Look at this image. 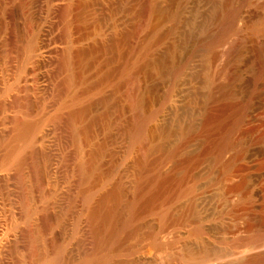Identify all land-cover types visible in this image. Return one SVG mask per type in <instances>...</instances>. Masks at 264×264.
Instances as JSON below:
<instances>
[{
    "label": "rangeland",
    "instance_id": "rangeland-1",
    "mask_svg": "<svg viewBox=\"0 0 264 264\" xmlns=\"http://www.w3.org/2000/svg\"><path fill=\"white\" fill-rule=\"evenodd\" d=\"M8 1L16 7L15 26L34 32L38 48L28 57L20 54L16 79L26 82L34 77L39 82L47 72L52 80L51 63L44 62L46 67L38 58L54 44V1ZM72 1L80 5L78 25L83 27V40L77 43L83 51L80 81L66 106L60 105L52 88L37 94L34 115L27 119L39 123L36 132L45 146L56 136L55 143L60 142L55 149L61 150L68 137L51 114L54 109L82 107V151L93 161L82 190L76 188L75 171L65 170L63 180L59 168L52 182L47 168L42 171L40 199L36 198V210L49 201H55L54 208L48 204L44 211L61 210L48 235L54 236L53 245L63 243L71 262L92 250L93 234L84 222L88 213L79 196L86 188L90 206L106 195L103 206L107 211L111 205L112 224H120L115 237L107 233L110 245L102 248L112 249L110 264H231L264 253V33L252 31L264 15V0ZM234 9L231 34L223 36L222 27ZM146 19L138 31L137 23ZM1 20L0 15V35ZM26 22L31 24L27 29ZM235 40L240 43L231 55ZM132 75L136 104L127 91ZM230 124L231 140L220 150L217 141ZM136 128L145 139L134 145ZM28 169L21 175L30 180L33 173ZM22 176L15 179L20 196L33 182V177L26 182ZM58 180L67 190L65 198L54 185ZM20 181L26 183L24 188ZM50 184L55 192L45 197ZM255 234L261 241L246 242ZM19 256L11 249L8 260L23 264Z\"/></svg>",
    "mask_w": 264,
    "mask_h": 264
},
{
    "label": "bare ground",
    "instance_id": "bare-ground-1",
    "mask_svg": "<svg viewBox=\"0 0 264 264\" xmlns=\"http://www.w3.org/2000/svg\"><path fill=\"white\" fill-rule=\"evenodd\" d=\"M0 1H1L0 15L3 20V24L1 23L2 27H1V35H0L1 38L0 39L1 40L0 43V49H1L0 51V114H1L0 116V146H1L0 147V264H14L12 260H8L11 249L16 251V253H18V256L20 255L22 257L21 261L23 262V264H110L109 262L113 257L112 249L110 247H106L105 250H102V248L110 245V238H109L110 236L107 233L111 232L113 237H115V235L118 232V227H120V224H118V227L113 226L112 220L115 212L113 211V209H108L110 208L109 206H111L110 204L107 208V211L105 210V208L107 207V205L106 207L103 206L105 202L104 199L106 197L105 194H104L105 197L102 194L101 197L94 200L95 201L94 204L90 206L89 203L90 194L88 192H85L87 191L85 190L86 188L84 189L85 193L84 192L82 193V191L80 192V190H82L80 185H83L84 182L86 181L88 174L91 171L90 164L93 163V161H91L90 163V159L85 157L82 151V144H83L82 138H84L81 136L84 127L82 128V125L80 126V122H82L80 120L82 115V111L80 108L82 107L79 108L76 107L75 109L72 110H62L60 108L54 109L53 113L51 114V117L53 119H57V121L60 122L62 126L61 125L59 126H61L62 130L64 128L68 137L67 139L65 138V140H67L66 142L67 144L63 145L64 147L63 148L61 147V150H59L60 147L59 149H55V145L60 142L59 141L58 143H55L56 136L54 137L52 136V142L49 147L45 146L42 141V136L41 135L39 136L36 132L39 127V123H36L35 120L34 122L27 121L28 117L34 115L33 113L35 112L36 109L35 103H37L36 101L37 99L35 98L37 94H40L44 91L48 92L47 89L51 90L52 88L51 91H53L58 101L61 102L60 105L64 104L66 106L67 104L71 103L68 102V100L71 101L70 99H68V96L72 91V88L75 86V84L78 83V81H80L78 66L80 64V59L83 54L82 49L78 47L79 44L77 46V43L80 41V39H82L81 38L82 32L80 29L83 28V27L80 28V26L78 25L81 24L78 23V20L80 18L78 8L80 7V5L78 1L74 2L72 0H53L54 2L52 3V14L54 16L53 18H55V21L53 22H55V25L57 27V32L53 37V41L51 39V41L54 44H52V46L49 45L50 47L45 49L44 52L41 54V56H39L38 58L41 64H43L44 62L51 63L50 65L51 68L50 67L49 68L51 69L50 73H52L51 76L52 80L49 74H47L46 72V74H43L42 77H39L38 74L37 77L41 78L39 82H37L36 78L34 77L32 79L30 78L26 80L25 82V79L24 81L16 79L17 71L18 69H20L19 57H21L20 54L24 56L25 53L28 57L32 53H34L35 50L38 49V48L36 49L35 46V34L34 32L31 33L26 32L27 33L26 35V33L22 31L24 30V28L17 29V26H15L14 18H13V10H16V7L14 9L13 8L14 4L13 5L10 4L8 0H0ZM235 12L237 13V10L228 13L229 14L227 16L228 20L226 19L227 22L225 20L227 25L222 27L223 32L221 34L224 33L223 36L225 35V33L227 34L228 32L232 31L231 22L235 18L233 17ZM231 17H233L232 20L229 19ZM146 22L147 19L138 22L136 25L137 30L140 31L141 29H143L146 25ZM28 23L26 29L27 27H29ZM29 25L31 24L29 23ZM252 31L255 35H260L261 33H264V15H260L256 23L252 25ZM23 35H26V37L24 38ZM235 38H237V36L234 37V39ZM45 43L43 45H45ZM238 43L240 42H237V40L234 41V45L232 43L233 49L232 52H230L231 55L232 53H235ZM209 45H210V49L212 50V44L209 43ZM232 58L233 57L229 59V62L226 63V65H228L231 62ZM46 63H44L45 66ZM37 67H39V65ZM8 68L10 69L9 72H8ZM227 71H225V74L229 75ZM135 75H132V77L130 78L131 83L130 82H129L130 84L128 83V85H130L129 86L130 88H128L129 90L127 89V91H129L128 96H130L134 104H136V98L134 96L135 92L132 93V91H134L133 87L136 84ZM233 110L231 109V111ZM43 123L44 122H42V124ZM233 124L232 125L230 124L231 126H229L227 130L224 129L226 130L224 134L221 131L222 132L221 140H219L220 142L217 141L218 149L223 150V147H225L228 144L229 139L231 140L230 137L234 132ZM52 128H49L48 132L53 131V129H55ZM56 129L58 130V127H56ZM63 136L61 138H64ZM144 139H145V135L138 132L136 128V130L133 133L134 145L139 142L142 143ZM63 143L65 142H62V144ZM38 147H40V149ZM55 150L58 152H55ZM25 164L29 166L30 170L28 169L27 166H25ZM56 164L58 167L54 166ZM61 164L64 166V168ZM21 165L22 166L24 165L27 168L24 167V169H22ZM47 168H48L47 170L48 172L46 173L49 174V179L52 182L54 180L57 181L56 179L57 176H55V179H53V177L55 172L59 173L60 171L59 168H62L63 170V174L61 173L63 180L66 178V177L64 178V176L66 175V174L64 175L65 170L67 171V173L69 170H73L77 173V176L74 178H77L75 179L77 180L75 182L78 183V186L75 187L76 188L80 187L79 188L80 195L79 194L78 195L81 196L83 207L86 209L88 213V215H86L88 217L87 218L85 217L86 220L84 221L86 224L85 226H87L89 228V231L92 232L93 234L92 250L87 254L84 253L85 255L81 257L80 261L78 262H71L66 258L67 255L65 254L66 251L65 246L63 243L59 244L61 238L59 239V242L56 241V243L59 244L57 246L53 245L54 241L53 239H51L54 236L51 235L52 237L48 238V235H50L51 230L54 228L55 225H57L55 224L57 223L56 220L58 218V216L56 217V214H58V212L60 213L61 210L57 212L55 211L56 213H53V211L50 212L44 210L46 208L48 209L49 206L50 208H52L55 201H49V203L45 205L46 206L44 207L45 209L43 208L41 210V207L39 206L40 207V209L38 208L39 211L38 209L36 210L37 208L36 202L39 201V200L37 201L36 198L40 196V192L42 191L41 187L44 188V186L41 185L42 184L41 181L43 179L42 171L45 172ZM26 169H28L33 173V175L32 174L31 175L33 177L32 183H34V185H32V183L30 184L31 182L30 180L32 179V177H30L31 175L29 173L27 174H29L30 176L25 174L29 178H31L30 180L28 178L27 179L30 181L29 186L32 185V187L26 189L29 187L27 185L25 191L22 190L24 191V193H22V191L20 192L21 194H23L20 196L17 193V186L15 183V179L18 180L20 179V177L22 176L21 175L22 170H24L23 172H28ZM22 177L24 178V175ZM25 179L26 177L24 178V180ZM27 179L25 180L26 182L28 181ZM22 181H20V183ZM60 182L62 181L58 180V182H55L54 184L56 187H58V189L62 184ZM25 184L26 183L22 184L21 186L23 187ZM54 185L50 184L47 187V192H46L47 194H45V197H47L50 193H52L53 190L52 187ZM21 186L18 187L20 188ZM87 186H86L87 189H89V185ZM2 190L4 192V195L2 194ZM114 190H116L115 192L116 195L118 194L120 195L118 189L115 188ZM114 190L112 192H114ZM65 191L67 190H64L61 187L59 190V194L61 196L63 195L64 197L67 195V193L65 195ZM110 195L112 197L115 196L114 194L113 195L110 194ZM43 196L44 195L41 194V197ZM63 215L64 214H62V216ZM61 219L62 218H60V220ZM59 225L60 224H58V226ZM88 228L86 229L87 230L86 232H88ZM53 232L55 233L56 231L54 230ZM261 239L262 237L259 234H255L252 237H249L246 240V242L254 243L261 241ZM231 264H264V253L260 252V253H256L255 255L243 256L240 259H238V261Z\"/></svg>",
    "mask_w": 264,
    "mask_h": 264
}]
</instances>
